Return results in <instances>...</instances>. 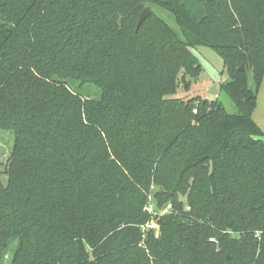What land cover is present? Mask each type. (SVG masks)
I'll use <instances>...</instances> for the list:
<instances>
[{
    "label": "trees",
    "instance_id": "trees-1",
    "mask_svg": "<svg viewBox=\"0 0 264 264\" xmlns=\"http://www.w3.org/2000/svg\"><path fill=\"white\" fill-rule=\"evenodd\" d=\"M195 46L234 110L173 96ZM263 76L264 0H0V264H264Z\"/></svg>",
    "mask_w": 264,
    "mask_h": 264
},
{
    "label": "rangeland",
    "instance_id": "rangeland-1",
    "mask_svg": "<svg viewBox=\"0 0 264 264\" xmlns=\"http://www.w3.org/2000/svg\"><path fill=\"white\" fill-rule=\"evenodd\" d=\"M145 7L152 8L156 13L163 16L168 21V23L175 26L171 16L167 11L153 5H146ZM191 50L198 57L199 63L202 67L201 73L196 79L191 80V84L188 90L184 89V87L180 84L176 90V93L173 96L185 98V99L192 96H200L208 99H214L217 97L228 110H234V105L232 101L223 92L219 91L220 83L226 78V71L223 67L221 56L214 49L208 46H195L191 48ZM246 76H247V83L250 86H252L253 74L250 69L246 70ZM78 89L83 93H91L92 96L100 92L99 88H97L93 84H84ZM260 102L258 103L259 105L257 106L258 111L259 110L261 111ZM259 116H260L259 120L261 119L262 121V128L259 124L258 126L261 128V130L264 133V111L261 114L259 113ZM13 145H14V133L10 130H5L0 128V164L3 171L6 170V167L8 165V160L11 155ZM1 181L3 182V184L7 183V175L4 172L1 174ZM152 190L154 191V188ZM146 205H150L152 207V212H154L153 213L154 215L164 214L170 208V204L157 207L155 205L152 194H150L148 198V203ZM143 228L145 229L151 228L154 230L155 235L158 234V226L155 224L154 221L145 223L143 225ZM16 245L17 242H14L12 246L9 248V250L6 252L5 254L6 261L10 260Z\"/></svg>",
    "mask_w": 264,
    "mask_h": 264
},
{
    "label": "crops",
    "instance_id": "crops-1",
    "mask_svg": "<svg viewBox=\"0 0 264 264\" xmlns=\"http://www.w3.org/2000/svg\"><path fill=\"white\" fill-rule=\"evenodd\" d=\"M259 102H260L261 111L260 110L258 111V108H257V106L259 105L258 104ZM263 111H264V76H263L262 82L259 87V91L257 94V105H256V109L253 114V118L256 120L257 124L261 126V128H262V121L261 119L259 120L260 118L259 113L261 114Z\"/></svg>",
    "mask_w": 264,
    "mask_h": 264
},
{
    "label": "water",
    "instance_id": "water-1",
    "mask_svg": "<svg viewBox=\"0 0 264 264\" xmlns=\"http://www.w3.org/2000/svg\"><path fill=\"white\" fill-rule=\"evenodd\" d=\"M149 15V9L147 7H145L142 12L139 15L138 21H137V25L136 28H139L140 25L142 24V22L145 20V18ZM240 71L243 70L242 67H240L239 69Z\"/></svg>",
    "mask_w": 264,
    "mask_h": 264
},
{
    "label": "built area",
    "instance_id": "built-area-1",
    "mask_svg": "<svg viewBox=\"0 0 264 264\" xmlns=\"http://www.w3.org/2000/svg\"><path fill=\"white\" fill-rule=\"evenodd\" d=\"M145 209L148 210L149 212H152V207L150 205H146Z\"/></svg>",
    "mask_w": 264,
    "mask_h": 264
}]
</instances>
